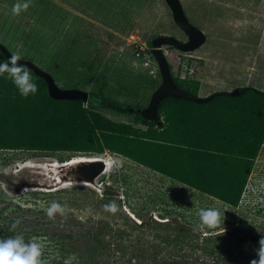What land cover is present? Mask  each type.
Masks as SVG:
<instances>
[{"label": "rangeland", "instance_id": "374dc122", "mask_svg": "<svg viewBox=\"0 0 264 264\" xmlns=\"http://www.w3.org/2000/svg\"><path fill=\"white\" fill-rule=\"evenodd\" d=\"M180 1L190 23L206 34L207 41L186 54L163 47L174 79L179 84L199 82L200 97L246 86L264 91V0ZM14 3L0 0V43L12 54L50 73L62 89L96 93L133 109L147 107L162 83L152 41L161 36L188 41L165 0H31L19 15L11 11ZM89 107L114 122L147 130L135 123L134 115L95 103ZM74 158H102L111 165L94 186H76L85 203L66 204L63 215L55 214L42 226L50 234L73 232L74 239L66 242L67 262L250 264L256 258L264 235V143L237 207L109 151H0L3 199L18 202L25 189L73 188L67 185L75 183L72 173L61 163ZM88 193L96 199L92 206ZM112 201L118 206L115 213L104 208ZM209 207L225 213L224 225L194 230L199 209ZM16 215L12 211L11 218ZM31 239L38 240L47 254L59 255L62 243L50 235Z\"/></svg>", "mask_w": 264, "mask_h": 264}, {"label": "trees", "instance_id": "16d2710c", "mask_svg": "<svg viewBox=\"0 0 264 264\" xmlns=\"http://www.w3.org/2000/svg\"><path fill=\"white\" fill-rule=\"evenodd\" d=\"M0 56L4 57L1 52ZM30 72L38 91L28 98L19 94L6 73L0 74V151L83 154L109 151L224 204L238 206L264 143L263 90L241 87L239 95L222 92L205 104L167 98L159 105V116L163 117L160 124L144 118L135 108L96 93H91L87 102L54 100L48 95L44 80ZM175 83L198 96L199 82L179 84L175 80ZM93 103L134 115L135 123L147 130L114 122L91 109L89 105ZM71 186L29 190L14 203H7L0 193L3 205L0 237L19 233L29 240L41 234L50 235L57 244L62 243L59 255L42 250L41 258L46 264H71L67 262L70 253L66 242L74 239L73 232L50 234L42 228L49 222L45 210L53 200L71 206L86 202L82 191L76 188L81 185ZM71 193L72 197L67 198ZM86 197L91 206L96 203L92 194ZM12 211L17 213L16 219L11 218ZM17 219L20 224L11 230Z\"/></svg>", "mask_w": 264, "mask_h": 264}, {"label": "water", "instance_id": "95a60500", "mask_svg": "<svg viewBox=\"0 0 264 264\" xmlns=\"http://www.w3.org/2000/svg\"><path fill=\"white\" fill-rule=\"evenodd\" d=\"M170 8L175 24L188 36V41L183 42L172 36H161L152 41V54L158 64L162 83L158 89L151 96L150 102L147 107L135 109L142 116L150 121L159 122L161 120L159 116V105L167 98H174L178 100L192 101L198 104H205L212 101L215 97L222 94V92H216L208 97H200L194 95L184 89H181L174 80L170 63L163 51L164 46H172L182 53H192L198 48L202 47L206 41V34L192 25L185 14L184 8L180 0H165ZM0 52L5 58L11 56L10 50L0 43ZM21 65H26L29 70L36 76L42 78L47 86V92L50 98L59 101H84L89 100V93L80 89H62L60 88L55 79L50 73L41 69L35 63L29 60L18 61ZM227 94L236 96L240 94L239 89H235L233 92H227ZM130 111L133 109L130 108ZM72 161V160H71ZM69 167V173L71 179L75 183H85L86 185H95L96 179L103 173H105L107 166L106 161L102 158H94V160H84Z\"/></svg>", "mask_w": 264, "mask_h": 264}, {"label": "clouds", "instance_id": "9594fccd", "mask_svg": "<svg viewBox=\"0 0 264 264\" xmlns=\"http://www.w3.org/2000/svg\"><path fill=\"white\" fill-rule=\"evenodd\" d=\"M31 0H16L12 5V13L19 15L22 11H26L30 6ZM21 57L17 54L4 58L0 56V74H5L19 94L28 98L35 95L38 91V84L35 82L29 67L21 65L18 61ZM27 191V189H25ZM108 212L115 213L118 206L115 201L104 205ZM66 205H62L53 200L46 208V215L51 218L59 213L63 215ZM199 223L194 226V230H201L204 227L215 229L221 224L224 225L225 213L220 209L209 207L201 208L198 212ZM20 224V220H15L11 225V230H15ZM214 235H222L223 233L215 232ZM256 258L252 259L250 264H264V235L259 240V246L255 249ZM42 245L38 240H25L23 234H14L7 237H0V264H46L42 258Z\"/></svg>", "mask_w": 264, "mask_h": 264}, {"label": "bare ground", "instance_id": "6f19581e", "mask_svg": "<svg viewBox=\"0 0 264 264\" xmlns=\"http://www.w3.org/2000/svg\"><path fill=\"white\" fill-rule=\"evenodd\" d=\"M84 160H87V159L86 158H74L73 161L68 162V163H61L62 165L61 164L60 165H61V167H67V166L73 165L75 163L84 161ZM63 164H66V165H63ZM110 165H111V163L109 161H106V166H107L106 171H108V169L110 168ZM56 182H57V184H59V181L56 180ZM67 185H81V186H83L85 184L84 183H67Z\"/></svg>", "mask_w": 264, "mask_h": 264}, {"label": "crops", "instance_id": "0c3cea01", "mask_svg": "<svg viewBox=\"0 0 264 264\" xmlns=\"http://www.w3.org/2000/svg\"><path fill=\"white\" fill-rule=\"evenodd\" d=\"M159 174V173H158Z\"/></svg>", "mask_w": 264, "mask_h": 264}, {"label": "flooded vegetation", "instance_id": "af4514ba", "mask_svg": "<svg viewBox=\"0 0 264 264\" xmlns=\"http://www.w3.org/2000/svg\"><path fill=\"white\" fill-rule=\"evenodd\" d=\"M183 6V5H182Z\"/></svg>", "mask_w": 264, "mask_h": 264}]
</instances>
